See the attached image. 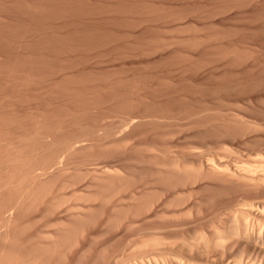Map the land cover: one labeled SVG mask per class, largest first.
I'll list each match as a JSON object with an SVG mask.
<instances>
[{
	"label": "rangeland",
	"instance_id": "rangeland-1",
	"mask_svg": "<svg viewBox=\"0 0 264 264\" xmlns=\"http://www.w3.org/2000/svg\"><path fill=\"white\" fill-rule=\"evenodd\" d=\"M263 150L264 0H0V264H263Z\"/></svg>",
	"mask_w": 264,
	"mask_h": 264
},
{
	"label": "bare ground",
	"instance_id": "bare-ground-1",
	"mask_svg": "<svg viewBox=\"0 0 264 264\" xmlns=\"http://www.w3.org/2000/svg\"><path fill=\"white\" fill-rule=\"evenodd\" d=\"M264 151V150H263ZM264 154V153H263ZM261 158H263L262 156H260ZM211 161V160H210ZM213 161V163L212 164H209V163H206V165L208 166V167H210V168H213V170L211 169V171L213 172V171H215L216 169H217V172H218V170L220 171V169H222V168H225L226 166H224L223 167V163L221 162L222 161V159L221 160H212ZM205 163V162H204ZM206 166V167H207ZM202 167V166H201ZM205 167V166H204ZM207 167V168H208ZM209 168V169H210ZM215 169V170H214ZM228 169V168H227ZM204 170H205V168H204ZM208 170V169H207ZM224 170V169H223ZM210 171V170H209ZM208 171V172H209ZM228 171H230L231 172V174H233L234 176H236V177H240V178H242L243 180L245 179L246 181L248 180L249 182H251L252 183V181H253V183L254 182H257V180H260V182H264V175H262V176H259L258 174V172L256 173V172H252V171H250V170H248V169H244V168H241V167H238V166H235V167H233L232 169L231 168H229L228 169ZM256 171V170H255ZM212 172H209V173H212ZM221 172V171H220ZM214 173V172H213ZM216 173V172H215ZM219 173V172H218ZM217 173V174H218ZM229 173V172H228ZM225 174V173H224ZM220 175H221V173H220ZM227 175V174H226ZM261 175V174H260ZM225 177H228V176H225ZM245 181V182H246ZM244 181H243V183H245ZM251 183H249V185L251 184ZM253 186V185H252ZM257 186H259V184L257 185ZM253 187H255V186H253ZM256 212H258L259 214H261L262 216H264V211H260V210H257ZM249 225L248 224H246V221L243 219V222H242V224L240 225H238V226H236V228H234V229H232V230H230L228 233H226V234H223V233H217L216 234V236L214 237V242L216 243V244H219V243H222L224 240L226 241V240H231V239H236L237 241L238 240H241V241H243L244 243H247V244H251V243H253V241L255 240V241H257V240H259L260 239V241L261 242H263L262 243V245L260 246V248L259 249H261L262 251H264V234H263V236H262V234H261V236L259 235V238H258V235H255V236H257V238L255 239V237H254V235H253V232H252V234H251V231L249 230V228H250V226L248 227ZM260 227V226H259ZM200 236V237H199ZM199 236H197V237H199V238H196L197 240L198 239H200V238H202L203 236H202V234L200 233L199 234ZM152 238H154V237H152ZM156 239H158V238H156ZM203 239V238H202ZM202 239H200V240H202ZM151 240V239H150ZM153 240H155V239H153ZM199 241V240H198ZM255 243V242H254ZM253 243V244H254ZM256 246V245H255ZM259 247V246H258ZM176 259V258H175ZM142 260V259H141ZM150 260H152V259H150ZM162 260V262L163 261H165V260H163V259H161ZM174 260V259H173ZM177 260H179V258L177 259ZM144 261V260H143ZM149 261V260H148ZM148 261H147V263H144V262H141L140 264H151V262H149L148 263ZM161 261H160V263H158V260H156V262L155 261H153V264H161L162 263ZM177 262V261H176ZM179 263L181 262L180 260L178 261ZM177 262V263H178ZM183 262V261H182ZM165 262H163L162 264H164ZM186 263V262H185ZM187 264H190V263H188L187 262ZM264 264V263H263Z\"/></svg>",
	"mask_w": 264,
	"mask_h": 264
}]
</instances>
